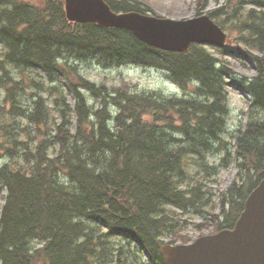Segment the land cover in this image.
Returning a JSON list of instances; mask_svg holds the SVG:
<instances>
[{"label": "trees", "instance_id": "trees-1", "mask_svg": "<svg viewBox=\"0 0 264 264\" xmlns=\"http://www.w3.org/2000/svg\"><path fill=\"white\" fill-rule=\"evenodd\" d=\"M104 1L115 12L145 13L136 2ZM203 1L196 15L204 12ZM40 5L0 0V45L6 52L0 64V161L7 159L0 166V264H111L116 256L109 236L127 245L136 240L163 264L159 238L182 226L171 222L166 208L202 216L210 203L212 194L186 168L190 158L204 163L207 151L220 149L228 115L225 85L249 95L247 122L235 134L233 152L225 149L243 175L219 193L222 213L227 204L234 217L217 229H232L247 195L264 178V119L258 115L264 114V13L234 7L222 15L207 13L220 26V17L235 19L241 43L262 53L249 55L257 76L247 79L198 45L184 53L162 52L125 30L69 22L61 0ZM64 53L102 66L130 62L158 68L192 92L179 99L116 90L109 96L67 61L65 70L57 65ZM6 65L64 78L75 101L74 130L65 110L54 124L41 97L23 110L17 100L23 79L12 77ZM80 88L100 98V109L88 106ZM108 105L116 106L115 117Z\"/></svg>", "mask_w": 264, "mask_h": 264}, {"label": "rangeland", "instance_id": "rangeland-1", "mask_svg": "<svg viewBox=\"0 0 264 264\" xmlns=\"http://www.w3.org/2000/svg\"><path fill=\"white\" fill-rule=\"evenodd\" d=\"M28 3H34L41 6L42 0H22ZM63 3V0H61ZM136 2L145 10L146 16L158 19L171 20H187L197 17V9L203 8V0H118ZM244 5L234 3L232 0H206V8L203 14L219 10V14L225 13L230 8L235 10L248 11L255 9L258 12L264 13V0L260 2L254 0H242ZM227 7V8H226ZM223 8V9H222ZM243 11V12H244ZM242 12V13H243ZM202 15V14H201ZM222 15V14H221ZM224 20V25H221L225 33V46L216 48L200 45L206 52L213 55L218 61L224 63L236 76L247 79H252L257 76L255 62L249 55L261 56L262 53L251 50L241 43L240 35L236 29V21L230 16L220 17ZM4 47L0 45V64L5 56ZM65 61L69 66L76 68L78 75L87 80L94 86H104L107 89L109 96H113L115 92H126L149 95L158 93L166 97L179 99L181 97H189L192 90L174 85L164 71L154 67H144L140 64L125 63L117 66H102V61L98 63L91 60H80L75 58H65V53L60 56L55 63L62 69H66ZM10 69L12 77L17 80L23 79L25 88L17 93L18 105L25 111L31 110L32 103L37 97H41L44 103L49 106L52 121L57 124L60 121L61 113L64 111L68 119L73 121L72 130L76 120L74 119L75 101L73 94L70 93V88L66 80L56 74L48 75L43 69H29L20 73L14 70L12 66L6 65ZM71 78V74H69ZM192 83V82H191ZM195 85V83H192ZM80 93L86 96V101L89 107L100 109V98L90 95L86 90L80 88ZM109 91V92H108ZM227 93V109L225 132L220 135V149L207 151L204 156V163H199L198 159L190 158L188 161L189 167L186 171L191 174L195 180L202 182L206 186L207 194H212L210 203L202 208L204 215L192 214L191 212L182 213L180 210L167 207L166 211L172 223H179L181 227L176 228L172 232L163 234L159 239L163 244L177 245L189 244L202 236L212 235L218 232V225L222 222H233L234 215L228 213L229 208L224 206L225 215L220 209L219 193L230 188L235 181H239L243 173H237V167L234 161L229 160L226 155V148L233 152L232 145L235 142V134L237 130L242 128L247 122L246 113L248 111V96L243 93L236 85L226 86ZM4 96V92L0 90V99ZM194 98V97H193ZM66 103L65 107L62 103ZM72 110V113L70 111ZM106 110L115 117L117 108L113 105H108ZM260 119H264V114H258ZM18 119V118H17ZM178 137H183L178 134ZM216 145V143H214ZM7 162L6 158L0 161V166ZM200 164H204L200 167ZM217 170L216 174H212ZM211 173V176L207 173ZM238 177V178H237ZM3 193L0 194V210L4 204ZM211 216H214L211 218ZM206 218L205 221L203 219ZM237 219V218H236ZM236 221V220H235ZM220 227V226H219ZM102 232H106L102 229ZM110 245L108 248L114 250L111 264H156L150 257L148 251L137 244L136 240L128 242L120 236H109ZM160 241V242H161ZM100 250V249H98ZM110 260V259H109ZM43 264V262H39ZM96 264V262H94Z\"/></svg>", "mask_w": 264, "mask_h": 264}, {"label": "water", "instance_id": "water-1", "mask_svg": "<svg viewBox=\"0 0 264 264\" xmlns=\"http://www.w3.org/2000/svg\"><path fill=\"white\" fill-rule=\"evenodd\" d=\"M66 17L130 31L139 41L171 52L190 44L223 47L226 36L208 16L158 19L139 13H114L103 0H64ZM165 264H264V178L249 193L235 226L188 245H164Z\"/></svg>", "mask_w": 264, "mask_h": 264}]
</instances>
